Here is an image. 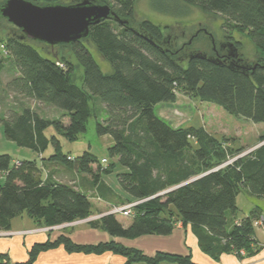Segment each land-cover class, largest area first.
<instances>
[{
	"label": "trees",
	"instance_id": "obj_1",
	"mask_svg": "<svg viewBox=\"0 0 264 264\" xmlns=\"http://www.w3.org/2000/svg\"><path fill=\"white\" fill-rule=\"evenodd\" d=\"M29 1L39 5L74 3ZM93 1L110 5L127 23L113 18L102 20L90 27L88 38L61 44L70 48L71 58L84 68V87L75 84L74 64L69 57L49 53L44 56L35 46L41 41L28 38L15 25L8 36L0 39L18 70L8 88L65 111L60 118H46L30 106L13 110L3 120L6 137L38 154H44L52 145L55 153L48 160L89 174L96 185L102 173L114 171L115 164L104 167L88 151L76 158L64 154L60 137L75 141L86 132L87 122L94 114L90 101L97 96L107 107L108 115L97 122L96 131L100 136L113 138L109 154L123 167L117 173V183L124 199L117 206L134 202L136 205L128 226L114 214H107L90 221L91 227L104 229L112 237L134 239L171 235L181 223L183 227L191 225L200 247L215 259L223 253L240 256L242 249L247 256L256 255L262 249L253 224L258 212L252 211L243 219L235 218V214L242 192L264 196V144L238 157L244 149L232 148L204 126L174 127L156 114L155 107L173 102L179 87L202 101L222 106L230 114L264 122V0H150L152 10L160 14L184 18L192 8H200L225 16L241 31L248 30L262 58L257 63L240 64L245 68H231L232 62L223 60L216 63L208 58H191L197 52L184 56L161 52L155 43L164 37L163 29L152 20H137L136 0ZM1 19L4 18L0 15ZM89 44L110 63L111 73L102 71ZM6 59L0 55V73ZM51 127L56 134L49 137L46 131ZM263 141L264 135L258 144ZM0 174L4 178L0 183V230H10L13 219L23 213L41 227L74 223L94 215L86 192L75 185L45 181L34 160L12 165L11 156L2 154ZM174 187L177 188L165 192ZM162 192L165 193L159 195ZM60 245L70 252L111 251L124 256L125 264H197L191 254L159 251L148 255L116 240L79 244L66 234L55 241L35 244L24 262L13 263L2 254L0 264H33L40 252Z\"/></svg>",
	"mask_w": 264,
	"mask_h": 264
},
{
	"label": "rangeland",
	"instance_id": "obj_2",
	"mask_svg": "<svg viewBox=\"0 0 264 264\" xmlns=\"http://www.w3.org/2000/svg\"><path fill=\"white\" fill-rule=\"evenodd\" d=\"M5 1L6 0H0V6ZM75 1L77 2L78 0H62V2L71 3H76ZM135 14L139 22H141L142 20H152L154 23L159 24L164 31L167 29L169 30V32L172 31L180 34L182 31H185L186 37H189L192 33L196 31V29H198V25L200 22L204 24H213L214 22L216 30L219 31L222 28L225 31L235 32L241 37L240 39H242L244 43V55L247 59H249L250 63H257L259 59L262 58V56L260 55V51L255 46L254 42L250 37L249 31L239 30V28L234 23L230 22L225 16L219 13H206L200 8H192L189 16L184 18H177L169 15L160 14L152 10L150 6V0H136ZM4 19L0 20V39L8 36L14 28V25H12V23H9L7 19V21ZM212 24L210 26H212ZM218 31L215 32L217 36H219ZM35 46L44 56L48 55L47 53H49L54 55L58 54L60 56L64 55L63 57L65 58L69 57V59L72 60L74 64L73 80L78 86L84 87V68L80 64H78V61L75 58H71V51L69 47H65L62 45H57L56 47L54 45V47H51L53 45H49L46 43L44 44L42 42H36ZM88 46L92 54L94 55L96 61L100 65L102 71L105 74L111 73L112 66L110 65V63L105 60L104 57H102V55L97 51L95 46L91 44H89ZM0 55L7 58L5 67L0 73V155H10L12 165L16 161L23 160H37L38 162H40L41 160L37 152L29 148L20 147L6 137L4 133L3 120L6 116L10 115L13 110H19L23 106H30L36 111L38 110L40 114L44 115L45 117L47 116L48 118H60L61 116H63V113L65 111L53 105L35 102V100L27 98L9 89L8 82L18 74V70L11 56L7 57L1 42ZM62 66L64 67V64ZM90 105L94 109V114L90 117L87 122L86 132L82 133L79 136L78 140L75 141H68L60 137L62 143V151L64 154L72 155L74 158L79 157L83 155L84 152L88 151L90 153L95 154L101 161L103 158H106L108 162L104 165V167L109 166L110 164L112 165L114 163L115 165H112L114 171L110 174L102 173L101 180L117 191L119 189L117 186V173L122 172L123 167L118 163L117 159L112 158L109 154V147L114 144V140L110 136H100L96 131L97 122L102 121V119L106 118L108 115L107 107L97 96H94L92 98V100L90 101ZM52 107L56 109L57 112ZM155 112L158 116L165 119L174 127L204 126L211 134H213L219 140L227 141V145H230L232 148L244 149V152L240 155H243L250 149L254 148L260 142L262 136L264 135V122L256 123L251 119L245 118L243 116L230 114L222 106L217 105L215 103L202 101L199 97L180 90L179 87L178 89H176V99L173 102H163L156 105ZM46 134L51 137L52 135H55L56 132L54 128L51 127L46 131ZM54 153L55 149L51 145L45 152V158H49ZM62 166L67 167L63 163ZM88 177L92 179V176L89 175ZM3 179V175H0V183L3 182ZM94 187L95 184L93 183L92 188ZM100 193H95L94 191L87 193L93 205V216L88 219L80 220L76 223L69 224L64 227H56V229L60 230L59 232L61 233L65 232L70 234V237L73 239V241L78 242L79 244L96 245L102 240H104L101 232L89 230L92 229L91 225L89 224L90 221L101 219L109 212H112L114 208L113 206L106 212L99 211L100 209L97 208V204L99 202H102L101 197L103 196L100 195ZM238 203L239 209L235 214V218L237 219H243L246 217V215H249L250 211L255 207V205H258L264 212V196L256 197L249 196L246 193H241L238 196ZM130 204H132V207L130 206L131 208L128 209L130 210V214L127 215L121 211L112 213L122 221L124 226H128L132 221L134 211L133 208L136 204L135 202ZM261 210H258V208L253 210L257 211L259 214L258 218L253 221V224L255 226V232L257 228L259 235L264 240V215H261ZM46 228L53 229L54 227ZM175 233H177V230ZM184 236V231L179 234V240L181 242L175 250H185L186 248L188 249V246L183 241L185 238ZM126 240L128 241V243H132L131 246L133 248L140 249L148 255H155L159 251L170 253L172 252L170 250L174 249V247L168 245L169 242L165 240H157L151 242L146 238V236ZM262 250H264V246H262L260 252ZM175 254L185 255L183 253ZM238 257L244 259L250 258L252 256H247L246 251L242 249L240 250V256Z\"/></svg>",
	"mask_w": 264,
	"mask_h": 264
},
{
	"label": "crops",
	"instance_id": "obj_3",
	"mask_svg": "<svg viewBox=\"0 0 264 264\" xmlns=\"http://www.w3.org/2000/svg\"><path fill=\"white\" fill-rule=\"evenodd\" d=\"M54 110L56 111V109ZM41 116L44 115L41 114ZM46 118L48 117L46 116ZM39 158L41 160L40 162H38L37 160L34 161L36 162L37 166L41 169L42 178L45 181L61 182V183L75 185L77 189L87 193L88 192L90 193L92 191H94L95 193L101 192L100 195H103L102 196L103 198L101 197L102 202H99L97 204V208H99L100 209L99 211L102 212L108 211L113 206L121 205L120 200L123 198H121L122 197L121 193L120 191H118L120 190L119 185H117L119 189L116 191L113 187L105 184L100 179L99 183L96 184L94 188H92L93 182L92 179L88 177L89 174L81 173L73 168H69L65 166L63 167L62 163L57 160L56 161L48 160L49 158H45V153L39 154ZM242 193H246L249 196H254L248 191H244ZM237 204L239 206L238 198H237ZM256 208H258V210H261V208L258 205H255V207L250 211V214ZM261 212H262L261 215L263 216L264 215L263 210H261ZM118 220L122 222L119 218ZM56 227L57 226H55L53 229L46 227L41 228V226H39L37 222L34 219H32L27 213H23L19 217L13 219L10 230H0V256L2 254L8 255L11 262L13 263L24 262L28 260L29 251L35 244H45L48 241H55L62 234H66L70 236V234L68 233L59 232L60 230H57ZM91 228L92 229L89 230L91 231L95 230V232L97 231L101 232L102 237L104 239L101 242L116 240L127 246L132 245V243H128L126 239L112 237L104 229L93 228V227ZM176 230L177 233H175ZM183 231L185 232V236H184L185 238L183 241L188 246V249L186 248L185 250L184 249L175 250L176 247H178L179 243L181 242L179 240V234H181ZM146 238L151 242L157 240H165L169 242L168 245L174 247V249L170 250L172 251L170 253L173 252L183 253L185 255L191 254L193 261L196 262L197 264H264V250H262L259 254H256L250 258L242 259L238 257V255L235 252L234 253L232 252V253H223L219 259H215L213 256H211L208 252L204 251L200 247L198 237L196 236L195 232L192 230L191 225H188L187 227H183V225L179 223V225L174 230V233H172L171 235L164 237L160 235H146ZM256 239L259 242V244H261V246H264V240L259 235L257 228H256ZM125 263H126V258L124 256L111 251H107L102 254L70 252L63 245H60L57 247L50 248L46 251L40 252L39 255L37 256L36 261L33 264H125ZM133 264H150V263L135 262ZM159 264H179V263L160 262Z\"/></svg>",
	"mask_w": 264,
	"mask_h": 264
},
{
	"label": "water",
	"instance_id": "obj_4",
	"mask_svg": "<svg viewBox=\"0 0 264 264\" xmlns=\"http://www.w3.org/2000/svg\"><path fill=\"white\" fill-rule=\"evenodd\" d=\"M0 13L3 18L20 28L28 38L53 46L57 44H72L88 38L90 27L99 24L102 20L113 18L122 23H127V20L120 19L110 5L96 3L93 0H78L73 4L52 3L45 5L35 4L29 0H6L0 6ZM232 55L236 57L237 53ZM193 57L208 58L210 61L221 63V59L208 57L207 54L202 52L191 55V58ZM234 66L245 68V66H241L238 63L230 64L231 68ZM256 66H253V69ZM263 144L264 141L243 155L254 151ZM201 176L195 177L179 186L192 182Z\"/></svg>",
	"mask_w": 264,
	"mask_h": 264
},
{
	"label": "flooded vegetation",
	"instance_id": "obj_5",
	"mask_svg": "<svg viewBox=\"0 0 264 264\" xmlns=\"http://www.w3.org/2000/svg\"><path fill=\"white\" fill-rule=\"evenodd\" d=\"M211 24L200 22L198 29L189 37H186L185 31L180 34L169 32L167 29L162 30L164 37L155 44L164 53H181L184 56L194 52H202L207 54L208 57L219 58L226 63L250 64L249 59L244 55V43L240 39L241 37L235 32L225 31L222 28L218 31L214 26V22L213 27L210 26ZM217 31L219 36L215 33ZM233 53H237V56L234 57Z\"/></svg>",
	"mask_w": 264,
	"mask_h": 264
},
{
	"label": "built area",
	"instance_id": "obj_6",
	"mask_svg": "<svg viewBox=\"0 0 264 264\" xmlns=\"http://www.w3.org/2000/svg\"><path fill=\"white\" fill-rule=\"evenodd\" d=\"M63 65V64H62ZM61 65V66H62ZM69 159H72V157L70 156L69 157ZM107 159L106 158H103L102 159V161H101V163L103 164V165H105V164H107ZM1 175V174H0ZM136 204V203H135ZM134 205V204H133ZM132 207V204H127V205H124V206H114V208H113V210H112V212H109L108 214H112V213H114V212H119V211H121V212H123L124 214H130V210H128L129 208H131ZM69 224H73V223H67V224H63V225H60V226H57V228H60V227H64V226H67V225H69Z\"/></svg>",
	"mask_w": 264,
	"mask_h": 264
},
{
	"label": "bare ground",
	"instance_id": "obj_7",
	"mask_svg": "<svg viewBox=\"0 0 264 264\" xmlns=\"http://www.w3.org/2000/svg\"><path fill=\"white\" fill-rule=\"evenodd\" d=\"M57 45H61V44H57Z\"/></svg>",
	"mask_w": 264,
	"mask_h": 264
}]
</instances>
